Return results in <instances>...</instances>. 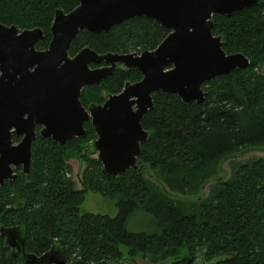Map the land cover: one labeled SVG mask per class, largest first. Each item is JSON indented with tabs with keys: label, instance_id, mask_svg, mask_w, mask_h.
<instances>
[{
	"label": "trees",
	"instance_id": "trees-1",
	"mask_svg": "<svg viewBox=\"0 0 264 264\" xmlns=\"http://www.w3.org/2000/svg\"><path fill=\"white\" fill-rule=\"evenodd\" d=\"M78 3L0 0V23L40 28L36 48L44 50L56 10L67 13ZM212 22L224 51L242 52L249 65L206 81L202 103L153 92L152 108L141 120L149 133L140 145L141 171L129 168L106 177L93 156L97 135L90 122L85 136L64 144L36 134L28 174L0 185V203L11 208L0 213V226L20 228L26 253L41 255L60 240L69 258L80 264H118L124 259L122 245L132 259L171 258L167 264H264V157L240 162L230 177L215 180L226 156L264 146V0L231 15L213 14ZM168 33L152 19L131 17L106 32L79 30L68 53L73 56L84 47L98 53H140L155 49ZM141 78L137 68L120 65L100 84L83 88L81 103L102 104L126 82ZM71 158L85 164L80 189L70 176ZM146 167L154 176L147 175ZM87 190L116 196L118 213L79 215ZM138 208L154 216L159 231L126 229L127 218ZM9 252L2 243L0 264H13Z\"/></svg>",
	"mask_w": 264,
	"mask_h": 264
},
{
	"label": "water",
	"instance_id": "water-1",
	"mask_svg": "<svg viewBox=\"0 0 264 264\" xmlns=\"http://www.w3.org/2000/svg\"><path fill=\"white\" fill-rule=\"evenodd\" d=\"M257 1L79 0L67 13L56 10L52 37L44 50L36 48L42 38L40 28L0 23V184L7 178L16 179L13 165L22 164L28 173L38 125L42 137L64 144L84 136V124L90 122L97 135L92 146L106 177L120 176L129 168L141 171L140 145L149 134L141 120L152 108V93L162 91L176 94L184 103H202L206 81L247 68L249 59L242 52L226 53L222 48L221 36L212 32V15H231ZM139 16L169 29L155 49L98 53L84 47L69 55V45L79 30L106 32ZM118 63L137 68L142 78L126 82L102 104L85 108L80 100L82 89L100 84ZM13 133L22 136L17 144H12ZM233 154L222 160L215 180L223 179L222 164ZM9 209L0 203V213ZM0 237L7 246L16 247L10 253L13 264H80L69 258L60 240H53L48 251L35 255L25 252L19 227L0 226Z\"/></svg>",
	"mask_w": 264,
	"mask_h": 264
},
{
	"label": "rangeland",
	"instance_id": "rangeland-1",
	"mask_svg": "<svg viewBox=\"0 0 264 264\" xmlns=\"http://www.w3.org/2000/svg\"><path fill=\"white\" fill-rule=\"evenodd\" d=\"M96 157V154H93ZM233 157L228 158L222 164V173L223 179L230 177L233 169L240 162L248 161L251 159H255L258 157H264V146L262 147H247L241 149L239 152L232 155ZM71 165V173L70 176L75 182V187L77 189L81 188L80 177L81 172L85 167V164L79 161L77 158H71L69 160ZM147 175L154 176L152 171L145 168ZM209 183H207L203 188V195H207L209 191ZM197 195V194H196ZM119 206L117 204V197L104 195L99 191H91L87 190L84 193V198L82 202L79 204V215L90 212L95 214H103L108 216H115L118 213ZM126 229L131 232H146L153 233L159 231V227L156 224V220L154 216H152L149 212L142 208L136 209L126 220ZM121 250L124 255V259L120 261L118 264H167L171 261V258L160 261L153 262L150 258L142 259L139 256L134 257L133 259L127 255L126 247L124 245L121 246ZM192 261V260H191ZM193 264H197L194 262Z\"/></svg>",
	"mask_w": 264,
	"mask_h": 264
},
{
	"label": "flooded vegetation",
	"instance_id": "flooded-vegetation-1",
	"mask_svg": "<svg viewBox=\"0 0 264 264\" xmlns=\"http://www.w3.org/2000/svg\"><path fill=\"white\" fill-rule=\"evenodd\" d=\"M104 63H101L100 65H103ZM96 66V65H95ZM118 66H120V63H118ZM117 66V67H118ZM116 67V68H117ZM115 68V69H116ZM117 94V93H116ZM83 105V104H82ZM84 106V105H83ZM85 108H87L86 106H84ZM86 123H88V122H86ZM85 123V124H86ZM85 124H84V127H85ZM86 129V128H85ZM39 130H40V126L38 125V126H36V129H35V131H36V134L37 133H39ZM86 135V134H85ZM84 135V136H85ZM21 135H16V134H12V136H11V141H12V144H17L19 141H20V139H21ZM80 137H83V136H80ZM14 138H17V140H15ZM36 138V137H35ZM75 138V137H74ZM35 140V139H34ZM34 140H33V142H34ZM33 142H32V144H33ZM31 155H32V147H31ZM30 165H31V163H30ZM12 168H13V174H16V179L15 180H17V178L19 177V175H20V173H23V174H28V173H25L24 171H23V166H22V164H20V165H18V166H12ZM29 172V171H28ZM8 180H12L11 178H7V179H4V181H3V183L4 182H6V181H8ZM15 180H12V181H15ZM2 183V184H3ZM2 184H0V185H2ZM6 206V205H5ZM7 207V206H6ZM18 239H20L19 237H18ZM2 243H4L5 244V239H4V237H0V245L2 244ZM20 246V245H19ZM25 249V248H24ZM12 250H16V247H10L9 246V253H11V251Z\"/></svg>",
	"mask_w": 264,
	"mask_h": 264
}]
</instances>
